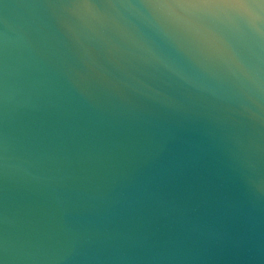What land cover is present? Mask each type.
<instances>
[{
  "label": "water",
  "instance_id": "water-1",
  "mask_svg": "<svg viewBox=\"0 0 264 264\" xmlns=\"http://www.w3.org/2000/svg\"><path fill=\"white\" fill-rule=\"evenodd\" d=\"M0 264H264V0H0Z\"/></svg>",
  "mask_w": 264,
  "mask_h": 264
}]
</instances>
